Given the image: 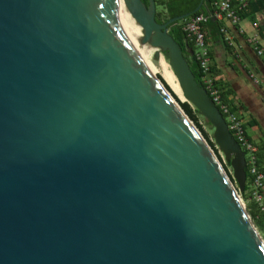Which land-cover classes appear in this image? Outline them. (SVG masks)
Segmentation results:
<instances>
[{"label": "water", "instance_id": "95a60500", "mask_svg": "<svg viewBox=\"0 0 264 264\" xmlns=\"http://www.w3.org/2000/svg\"><path fill=\"white\" fill-rule=\"evenodd\" d=\"M123 1L141 42L117 0H0V264H264L245 152L169 33L190 15Z\"/></svg>", "mask_w": 264, "mask_h": 264}, {"label": "crops", "instance_id": "0c3cea01", "mask_svg": "<svg viewBox=\"0 0 264 264\" xmlns=\"http://www.w3.org/2000/svg\"><path fill=\"white\" fill-rule=\"evenodd\" d=\"M247 1L248 8L240 13L239 23L234 25L223 19L217 21L220 23L217 27L209 19L204 32L213 74L224 92L225 102L257 147L258 164L264 172V59L249 43L257 37V46L264 52V0Z\"/></svg>", "mask_w": 264, "mask_h": 264}, {"label": "built area", "instance_id": "2783aa9c", "mask_svg": "<svg viewBox=\"0 0 264 264\" xmlns=\"http://www.w3.org/2000/svg\"><path fill=\"white\" fill-rule=\"evenodd\" d=\"M213 5L214 8L210 13H201L186 20L184 23V30L194 43L195 49L192 54L202 72V81L206 90L214 103L219 105L223 113L227 115L225 119L229 130L245 152L246 171L250 178V200L256 204L259 212L264 216V172L258 164V150L247 136L241 120L231 111L228 105L223 103L222 92L217 85V80L212 71V58L204 32V24H206L209 19H214L216 21L227 19L234 25L239 23L241 19L240 13L248 8V1L214 0ZM221 32L226 33V30L221 29ZM249 43L256 47L257 54L264 59L263 50L257 46V37L251 38Z\"/></svg>", "mask_w": 264, "mask_h": 264}, {"label": "trees", "instance_id": "16d2710c", "mask_svg": "<svg viewBox=\"0 0 264 264\" xmlns=\"http://www.w3.org/2000/svg\"><path fill=\"white\" fill-rule=\"evenodd\" d=\"M146 5H148V0H142ZM214 0H204L203 7L198 10L199 5L202 3V0H155L156 3V21L160 24L167 23L169 20L175 17H179L182 15L189 14L190 16L184 20H180L178 22H175L169 26V33L172 35V37L175 39V41L181 46L184 56L186 57L191 71L193 72L196 81L203 86L205 85L202 81V72L199 68V65L194 59L193 51L195 49L194 43L188 36V34L184 30V23L189 18L196 16L198 14H208L210 13L213 8ZM212 20V19H210ZM214 21V22H213ZM212 24L219 27L220 23L212 20ZM207 43V41H206ZM217 82V81H216ZM217 85L219 86V83L217 82ZM220 87V86H219ZM169 89V88H168ZM220 90L222 92V99L223 103L228 105V102H225V96L224 92L220 87ZM210 95V94H209ZM184 111L192 118L196 120V123H198V117L200 116V112L195 106L190 105L189 103L185 102L181 104ZM230 107V105H228ZM218 108L222 112L223 116L226 118L227 115L223 113L221 107L218 105ZM231 109V108H230ZM232 112L233 109H231ZM235 113V112H234ZM212 146H216L214 143H212ZM249 186H250V178L249 174L247 172V182L246 187L243 193H240L243 199L246 203V210L248 214L251 217L252 222L254 223L255 227L261 234L262 238L264 239V216L259 212V209L257 208L256 204L250 200V194H249Z\"/></svg>", "mask_w": 264, "mask_h": 264}, {"label": "bare ground", "instance_id": "6f19581e", "mask_svg": "<svg viewBox=\"0 0 264 264\" xmlns=\"http://www.w3.org/2000/svg\"><path fill=\"white\" fill-rule=\"evenodd\" d=\"M117 2H118V5H119V8H120V11L122 13L123 19L126 21V23L128 24V26L131 28V30L134 32V34L136 35V37L141 42L142 29L135 22V20L131 16L130 12L127 10V8H126V6L124 4V1L123 0H117ZM145 49L147 50V52L150 54L151 57L156 52L155 49H149L147 47H145ZM160 63L162 65V72L164 73V75L166 76V78L172 84V86L177 91V93L179 94V96L181 97V99L182 100H185L184 95H183V93H182V91H181V89L179 87V84H178V81H177L176 76L174 75L173 71H171V69H169L168 64L166 63V61L164 60V58L162 56H160Z\"/></svg>", "mask_w": 264, "mask_h": 264}, {"label": "rangeland", "instance_id": "374dc122", "mask_svg": "<svg viewBox=\"0 0 264 264\" xmlns=\"http://www.w3.org/2000/svg\"><path fill=\"white\" fill-rule=\"evenodd\" d=\"M142 45H143V44H142ZM143 46H144V47H147V48H149V49H153L149 44H146V45H143ZM160 56H162V57L164 58V60L166 61V63H167L168 66H169V69H171V71H172V68L170 67L169 62H168V59L166 58V56H165L163 53L160 54ZM160 56H159V57H156L155 54H153V55H152V58H153V60L155 61V63L158 65V67H159V68L161 69V71H162V65H161V63H160ZM183 101H184V103L186 102V100H183ZM192 106H193V105H192ZM198 122L200 123V125H201L202 128L204 129V131H205L206 135L208 136L209 141L211 142V144H212V143L215 144V142H214V140H213V131H214V130H213L212 125H211V124L205 119V117H203L201 114H200V116L198 117ZM213 147H214V146H213ZM214 149H215V151L217 152V154H218L219 158L221 159L222 163L224 164V166H225V168H226V170H227V172H228V174H229L231 180L233 181V184H234L235 188L238 189V188H237V185H236V182H235V180L233 179V169H232V167H231L229 161L225 158L224 154L222 153V151H221L217 146H215ZM238 194H239V196H240L242 202L244 203V205H245V207H246L245 200H244L243 197L241 196L240 192H238ZM256 229H257V228H256ZM257 231H258V230H257ZM260 235H261V234H260Z\"/></svg>", "mask_w": 264, "mask_h": 264}]
</instances>
